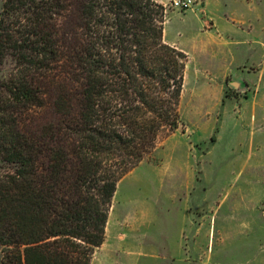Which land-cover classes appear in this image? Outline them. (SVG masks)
Masks as SVG:
<instances>
[{
  "label": "trees",
  "instance_id": "trees-1",
  "mask_svg": "<svg viewBox=\"0 0 264 264\" xmlns=\"http://www.w3.org/2000/svg\"><path fill=\"white\" fill-rule=\"evenodd\" d=\"M159 0H4L0 264H90L117 182L181 124Z\"/></svg>",
  "mask_w": 264,
  "mask_h": 264
},
{
  "label": "rangeland",
  "instance_id": "rangeland-1",
  "mask_svg": "<svg viewBox=\"0 0 264 264\" xmlns=\"http://www.w3.org/2000/svg\"><path fill=\"white\" fill-rule=\"evenodd\" d=\"M159 1L181 124L117 182L90 264H264V0Z\"/></svg>",
  "mask_w": 264,
  "mask_h": 264
},
{
  "label": "built area",
  "instance_id": "built-area-1",
  "mask_svg": "<svg viewBox=\"0 0 264 264\" xmlns=\"http://www.w3.org/2000/svg\"><path fill=\"white\" fill-rule=\"evenodd\" d=\"M188 2H189V0H182V1L181 0H175L174 5L178 6L180 8H183V7L188 6Z\"/></svg>",
  "mask_w": 264,
  "mask_h": 264
},
{
  "label": "bare ground",
  "instance_id": "bare-ground-1",
  "mask_svg": "<svg viewBox=\"0 0 264 264\" xmlns=\"http://www.w3.org/2000/svg\"><path fill=\"white\" fill-rule=\"evenodd\" d=\"M184 86V85H183ZM183 89V88H182Z\"/></svg>",
  "mask_w": 264,
  "mask_h": 264
}]
</instances>
